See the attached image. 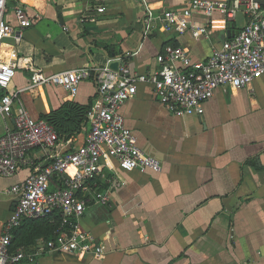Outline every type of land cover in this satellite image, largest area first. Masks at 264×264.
I'll return each instance as SVG.
<instances>
[{"label":"crops","instance_id":"crops-1","mask_svg":"<svg viewBox=\"0 0 264 264\" xmlns=\"http://www.w3.org/2000/svg\"><path fill=\"white\" fill-rule=\"evenodd\" d=\"M19 1L39 18L19 41H6V51L15 50L18 63L9 91L19 92L22 104L41 120L66 102L89 104L96 82L83 81L75 96L62 86L29 90L32 69L54 74L104 66L121 57L120 65L151 74L160 68L157 56L166 45L205 60L213 46L227 39L229 28L219 14L212 33L198 39L190 31L146 27L147 6L161 12L189 0ZM250 20L239 12L231 30L239 31ZM194 21L204 23L206 18L196 16ZM105 46L118 55L110 57ZM119 111L138 147L159 160L161 171L125 172L109 159L103 172L88 182L90 200L75 224L105 246L104 257L50 251L40 240L30 261L19 264H264V75L248 87L218 89L202 115H174L146 83L139 84L137 95ZM3 126L4 121L0 132ZM87 127L74 149L84 143ZM42 153L32 150L29 163L15 176L0 178V234L16 204L10 188L44 160ZM71 175H56L51 187L64 186ZM97 193L106 194L107 202H98Z\"/></svg>","mask_w":264,"mask_h":264},{"label":"built area","instance_id":"built-area-1","mask_svg":"<svg viewBox=\"0 0 264 264\" xmlns=\"http://www.w3.org/2000/svg\"><path fill=\"white\" fill-rule=\"evenodd\" d=\"M239 12L249 14L250 22L232 38L213 46L205 60H193L182 47L166 45L157 56L160 68L151 74L136 73L127 63L112 69V62H124L121 57L104 66L54 74L32 69L29 90L62 86L75 96L83 81L96 82L84 143L73 152L55 155L58 140L55 128L34 118L22 104L19 92L9 91L18 63L15 50L6 51V41L10 38L19 41L23 30L35 24L39 16L19 0H0V90L3 91L0 118L4 121V131L0 132V178L15 176L29 163L28 155L36 148L42 150L44 157L22 183L10 188L16 204L0 234V264H18L27 256L23 247L16 250L11 247L13 230L25 218L60 211L64 222L69 223L72 217L82 216L90 200L85 194L87 184L103 172L109 159L117 160L125 172L161 171L159 160L138 147L119 111L124 102L137 95L139 84L152 85L155 97L176 116L202 115L205 103L218 89L248 87L264 75V6L256 0H189L182 7L161 12L147 6L144 23L149 30L190 31L197 39L212 33L219 21L216 14L231 29V22ZM196 16L205 17L206 21L195 22ZM67 171H72V175L64 181L63 188L51 189L53 176H62ZM94 198L100 203L107 202L106 194L97 193ZM70 226L72 230L62 229L55 239L43 242L48 250L104 257L106 249L102 243H95L89 233L77 230L75 223Z\"/></svg>","mask_w":264,"mask_h":264},{"label":"trees","instance_id":"trees-1","mask_svg":"<svg viewBox=\"0 0 264 264\" xmlns=\"http://www.w3.org/2000/svg\"><path fill=\"white\" fill-rule=\"evenodd\" d=\"M105 49L110 57L118 55L113 54V49L110 46H105ZM2 94L3 91L0 90V95ZM92 103L93 100L86 105L69 101L58 110H52L49 114L43 116V119L51 124L58 134V140L54 147L55 155L66 154L75 150L73 143L78 135L83 132L84 127L87 126V115ZM54 179L57 178L53 176L52 180ZM105 186H101L100 189L105 188ZM59 188H63V184L62 186L60 184ZM51 189L53 188L51 187ZM75 222H77L75 217H72L69 223L64 222L60 211H54L44 217L25 218L21 225L13 230L11 247L13 250L23 247L27 256L21 262L30 261L28 256L34 254L40 240L47 242L55 239L61 233V229L71 228L70 223L74 224Z\"/></svg>","mask_w":264,"mask_h":264},{"label":"water","instance_id":"water-1","mask_svg":"<svg viewBox=\"0 0 264 264\" xmlns=\"http://www.w3.org/2000/svg\"><path fill=\"white\" fill-rule=\"evenodd\" d=\"M257 2L261 3L264 6V0H256ZM237 30L233 31L230 28L227 29V38H232L234 35L237 34ZM110 67L114 70H117L119 67V62L118 61H114L110 64Z\"/></svg>","mask_w":264,"mask_h":264},{"label":"rangeland","instance_id":"rangeland-1","mask_svg":"<svg viewBox=\"0 0 264 264\" xmlns=\"http://www.w3.org/2000/svg\"><path fill=\"white\" fill-rule=\"evenodd\" d=\"M2 124H3V121H2V119L0 118V131L2 130Z\"/></svg>","mask_w":264,"mask_h":264}]
</instances>
